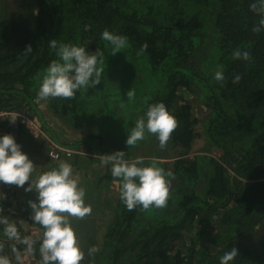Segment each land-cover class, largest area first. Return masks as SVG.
<instances>
[{"label": "trees", "instance_id": "1", "mask_svg": "<svg viewBox=\"0 0 264 264\" xmlns=\"http://www.w3.org/2000/svg\"><path fill=\"white\" fill-rule=\"evenodd\" d=\"M252 2L0 0V135L25 145L28 130L10 113L37 117L51 130L44 103L65 131L86 132L72 143L58 142L75 150L59 160L76 166L99 162L96 153L123 150L128 159L143 157L148 165L155 158L156 166L174 173L163 209L127 210L117 178L118 196L102 202L103 216L93 213L73 226L82 233L81 264H219L233 247L238 256L232 264H264V33L251 31L259 19L249 10ZM105 29L126 36L128 46L113 55L101 39ZM52 39L99 49L101 82L71 99L38 100L43 71L57 59L49 48ZM28 45L32 51L26 53ZM142 45L147 47L138 55ZM237 48L249 52L250 60H233ZM218 69L223 87L212 80ZM236 74L241 80L233 84ZM130 89L132 101L126 96ZM157 102L177 121L166 147L151 134L128 147L135 120ZM194 103L206 114L197 117ZM197 139L205 152H194ZM213 148L221 151L218 157L209 153ZM112 178L108 168L96 188ZM99 193L90 200L91 212H98ZM8 205L0 200V214L22 235L30 234L33 222L27 217L25 228ZM93 245L99 252L90 257ZM0 254L11 258L7 243Z\"/></svg>", "mask_w": 264, "mask_h": 264}, {"label": "clouds", "instance_id": "2", "mask_svg": "<svg viewBox=\"0 0 264 264\" xmlns=\"http://www.w3.org/2000/svg\"><path fill=\"white\" fill-rule=\"evenodd\" d=\"M249 10L259 17L251 31L264 33V0H253ZM101 39L110 44L113 55L128 46L126 36L107 29L101 33ZM146 47L142 45L138 55ZM49 48L57 59L43 71L38 100L71 99L78 90L95 87L101 82L104 70L99 67L103 63L99 49L89 52L78 44L58 43L55 39L49 41ZM24 51L31 52L32 47L28 45ZM232 59L249 61L250 54L237 48L232 52ZM212 80L223 87V70H216ZM240 80L241 76L236 74L232 83ZM126 96L132 101L134 90L130 89ZM176 127L175 117L163 102L148 104L128 132L125 144L134 147L145 139L146 134H151L158 140L159 147L164 149ZM154 160L146 165L143 157L128 159L123 150L99 155V166H108L111 176L119 179V199L127 210L163 209L167 206L174 173L156 166ZM36 168L13 135H0V187L14 185L25 193L34 194V199L26 202L28 218L41 229L38 235H22L15 222L0 214V235L4 238L0 241V253H3L6 243L11 252V258L0 254V264H24L25 257L35 253L39 254V264H81L85 251L71 221L73 218L83 219L91 213V206L85 202V190L79 185L68 162L60 161L57 166L40 174H35ZM5 198V193L0 191V200ZM3 211L0 208V213ZM98 252L99 248L95 245L87 249L90 257ZM237 256L238 250L233 247L219 257V264H232Z\"/></svg>", "mask_w": 264, "mask_h": 264}, {"label": "rangeland", "instance_id": "3", "mask_svg": "<svg viewBox=\"0 0 264 264\" xmlns=\"http://www.w3.org/2000/svg\"><path fill=\"white\" fill-rule=\"evenodd\" d=\"M42 111H43V117L46 122V124L51 127V130L45 129L44 133L41 134L36 129H27L28 134L25 136V145L22 146L24 149L23 151L27 153L29 158L33 161L34 165L37 166L35 174H40L42 171H46L50 169L51 167L57 166V161H63V160H55L51 159L48 156L47 147L50 144L48 139L55 140L53 135H55L56 140L60 142L65 143H72L70 140L72 139L71 136L64 132V128L62 125H60V122H57L56 118L50 115L49 111H47L46 106L44 103L41 104ZM193 112L197 117H202L206 114L204 107H202L199 103L193 104ZM37 118V117H36ZM14 120V119H13ZM47 126V127H48ZM74 135V134H73ZM55 140V141H56ZM44 142V143H43ZM49 142V144H48ZM205 143L201 139H197L194 143L193 150L194 152H205L204 147ZM40 150V152H39ZM221 152V151H220ZM220 152L218 149L213 148L209 153L213 155L214 157H218L220 155ZM95 157H98L99 160V154H94ZM75 176L77 177L79 181V185L84 188L85 190V202L86 204L90 205V200L96 196L98 191H100L99 195L101 197V203L98 204V212H91L89 215L85 216L83 219H72V225L74 226L77 221L84 220L88 216L91 217L95 216L96 219H100L103 214L106 212L103 208L104 204L102 202L106 199H115L117 198L118 194V187H117V178H112L111 180H104L101 187L96 188V185L99 183L100 176H104L107 173L108 166L100 167L99 162L94 163H87L84 160H81L78 162L76 166H72ZM0 191H3L5 193V200L9 203L8 207L10 210L16 214V217L21 219L24 222L25 228L28 227V221L26 218L28 217V209H27V200L28 199H34L33 193H25L22 188H17L14 185H7L0 187ZM93 219V218H92ZM94 219L95 222H98V220ZM41 229L36 224L30 225V234H36L38 235L40 233ZM80 231L77 233L78 237L82 236V233L80 234ZM97 240H100L97 239ZM82 246V244H81ZM35 255V254H34ZM39 255V254H38ZM40 258H34L33 257H25L24 264H39Z\"/></svg>", "mask_w": 264, "mask_h": 264}, {"label": "built area", "instance_id": "4", "mask_svg": "<svg viewBox=\"0 0 264 264\" xmlns=\"http://www.w3.org/2000/svg\"><path fill=\"white\" fill-rule=\"evenodd\" d=\"M10 115L20 117L21 124L24 125L27 129H36L38 132L43 134V136H45L43 127L37 118L19 113H10ZM48 140L50 142V147L47 152L48 156L52 159L59 160L63 156L69 157L72 156V154L75 152V150L69 146L61 145L60 143L52 139Z\"/></svg>", "mask_w": 264, "mask_h": 264}, {"label": "crops", "instance_id": "5", "mask_svg": "<svg viewBox=\"0 0 264 264\" xmlns=\"http://www.w3.org/2000/svg\"><path fill=\"white\" fill-rule=\"evenodd\" d=\"M64 132L67 133V134H69V135L71 136L72 139L70 140V142H73V141L76 139L75 137L78 138V137H80V136H84V135L86 134V132H85V133H83V134L80 133V135H78V134L75 133V132L73 133V131H71V130H69V131H65V130H64ZM73 134H74V135H73ZM54 139H55V138H54ZM55 140H56V139H55ZM56 141H57V140H56ZM57 142H60V141H57ZM62 143H63V142H62ZM64 143H65V142H64ZM67 144H69V143H67ZM51 159H52V158H51ZM63 159H64V158H63ZM63 159H62V160H63ZM65 162H67V161H65ZM72 166H73V165H72Z\"/></svg>", "mask_w": 264, "mask_h": 264}]
</instances>
